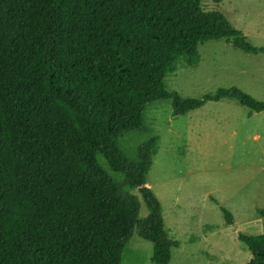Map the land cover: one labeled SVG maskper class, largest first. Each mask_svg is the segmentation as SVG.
<instances>
[{
    "label": "trees",
    "instance_id": "trees-1",
    "mask_svg": "<svg viewBox=\"0 0 264 264\" xmlns=\"http://www.w3.org/2000/svg\"><path fill=\"white\" fill-rule=\"evenodd\" d=\"M221 38L264 52L203 0H0V264H123L136 230L153 244L151 261L170 264L181 241L147 181L159 136L136 161L118 139L161 99L173 116L228 97L263 111L237 87L201 99L167 90L182 60L195 64L199 44ZM239 239L247 264H264V234Z\"/></svg>",
    "mask_w": 264,
    "mask_h": 264
},
{
    "label": "rangeland",
    "instance_id": "rangeland-1",
    "mask_svg": "<svg viewBox=\"0 0 264 264\" xmlns=\"http://www.w3.org/2000/svg\"><path fill=\"white\" fill-rule=\"evenodd\" d=\"M203 5L222 12L254 46H264V0H203ZM198 54L195 64L184 59L168 75V91L201 99L237 87L264 100V52L247 53L221 38L200 43ZM172 110L171 99L149 103L143 128L118 139L122 152L136 161L140 144L159 136L147 181L161 201L166 228L181 241L170 264H247L252 253L239 234H264V110L229 97L178 116ZM99 160L113 177L123 178L102 155ZM126 189L139 195L140 217H146L138 189ZM222 207L233 213L232 224ZM152 254V242L136 230L123 264H154Z\"/></svg>",
    "mask_w": 264,
    "mask_h": 264
}]
</instances>
